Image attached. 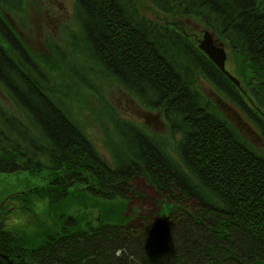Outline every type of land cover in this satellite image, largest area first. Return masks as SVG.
<instances>
[{
	"label": "trees",
	"instance_id": "16d2710c",
	"mask_svg": "<svg viewBox=\"0 0 264 264\" xmlns=\"http://www.w3.org/2000/svg\"><path fill=\"white\" fill-rule=\"evenodd\" d=\"M147 1L218 32L253 74L248 100L189 35L148 20L135 0H76L86 47L77 51L160 112L175 140L169 151L110 109L109 164L0 10V90L16 111L0 102V175L49 173L46 185L15 197L27 204L23 211L40 199L52 212L51 224L39 223L35 234L0 225V264H264V153L198 91L189 72L264 139V0ZM0 4L24 11L22 0ZM78 66H69L71 75L88 86ZM137 178L180 204L181 216L161 215L154 227L132 233L127 211Z\"/></svg>",
	"mask_w": 264,
	"mask_h": 264
},
{
	"label": "rangeland",
	"instance_id": "374dc122",
	"mask_svg": "<svg viewBox=\"0 0 264 264\" xmlns=\"http://www.w3.org/2000/svg\"><path fill=\"white\" fill-rule=\"evenodd\" d=\"M135 1L140 13L148 20L189 35L198 45L206 31L213 33L215 39L225 44L228 55L226 68L240 81L243 95L248 100L247 90L250 87L248 83L253 79V74L243 59L226 41L220 38L218 32L194 16L180 12L168 15L157 10L147 0ZM6 9L11 8L0 4V10L6 22L39 62L45 76L49 78V83L55 85L67 97L73 111L85 125L95 147L109 164L112 154L108 142L115 140L106 119V113L110 109L121 118L137 122L147 133L163 141L169 151H173L175 140L171 137L162 114L144 107L112 76H106L102 73V69L92 66L86 60L87 56L81 54L85 53L86 47L84 48V43H81L84 38L82 39V32L78 30L75 21L76 0H22L23 12L15 13ZM76 48L82 52L77 51ZM72 64L74 66L79 64L77 69L81 70V73H78L81 74L80 79L90 81L87 82L88 86H81L80 81L76 79L78 76L76 78L73 76L74 74L69 69ZM189 72L198 91L215 105L219 113L246 140L264 153V139L245 117L198 73L190 68ZM0 102L12 112L15 111L1 90ZM113 144L115 145V142ZM48 176L47 172L33 174L27 171L0 175V225L5 227V221L14 207L27 206L23 198L15 196L46 185L45 181ZM133 187L127 211V215L130 216L129 225L132 233L140 234L145 229L154 227L159 223L161 215H165L168 219L181 216L180 204L175 200L176 203L172 201L173 199H164L148 187L142 179H135ZM49 209L50 207L45 208L42 214L33 212L32 208L31 212L24 211L29 215L30 227L26 230L35 234L39 223H47L49 226L51 221L47 214L52 213ZM73 214L72 211L69 216ZM93 215L97 217L98 211H94ZM31 236L34 240V235Z\"/></svg>",
	"mask_w": 264,
	"mask_h": 264
},
{
	"label": "water",
	"instance_id": "95a60500",
	"mask_svg": "<svg viewBox=\"0 0 264 264\" xmlns=\"http://www.w3.org/2000/svg\"><path fill=\"white\" fill-rule=\"evenodd\" d=\"M199 49L221 70L236 86L241 87L240 81L226 68L227 52L223 42L215 39L213 33L206 31L199 41Z\"/></svg>",
	"mask_w": 264,
	"mask_h": 264
},
{
	"label": "clouds",
	"instance_id": "9594fccd",
	"mask_svg": "<svg viewBox=\"0 0 264 264\" xmlns=\"http://www.w3.org/2000/svg\"><path fill=\"white\" fill-rule=\"evenodd\" d=\"M47 206V200L37 199L33 201L32 211L37 214H42ZM5 227L8 230H23L30 227L29 215L25 213L21 207H14L11 214L5 221Z\"/></svg>",
	"mask_w": 264,
	"mask_h": 264
}]
</instances>
